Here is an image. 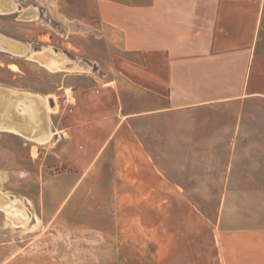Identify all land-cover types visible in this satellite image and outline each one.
<instances>
[{
    "label": "crops",
    "instance_id": "obj_1",
    "mask_svg": "<svg viewBox=\"0 0 264 264\" xmlns=\"http://www.w3.org/2000/svg\"><path fill=\"white\" fill-rule=\"evenodd\" d=\"M98 8L139 60L125 59L121 77L74 86L57 125L45 113H13L10 132L41 161L34 180L23 175L35 191L13 195V218L25 219L24 202L35 228L49 231L47 264H264V224L220 228L136 131L166 114L264 98V0H98Z\"/></svg>",
    "mask_w": 264,
    "mask_h": 264
},
{
    "label": "rangeland",
    "instance_id": "obj_2",
    "mask_svg": "<svg viewBox=\"0 0 264 264\" xmlns=\"http://www.w3.org/2000/svg\"><path fill=\"white\" fill-rule=\"evenodd\" d=\"M6 1L14 9L0 12V34L25 44L29 54L0 51V81L8 84L0 83V125H9L13 113L18 120L36 111L52 115L48 122L57 125L74 102V86L84 85L89 77L106 83L121 77L125 59L139 60L127 52L122 33L101 20L98 0ZM39 48L60 55L62 69L33 59L30 50ZM136 131L170 182L220 228L264 224V98L233 100L180 116L166 114L138 124ZM231 140L237 146L233 151L204 148ZM22 142L10 130L0 129V200L2 205L7 202L0 207V264H47L42 254L49 231L35 228L24 202L16 203L23 221L13 218L10 207L15 193L35 191L36 184L23 175L34 180L41 165L29 158ZM229 161L232 165H226Z\"/></svg>",
    "mask_w": 264,
    "mask_h": 264
},
{
    "label": "water",
    "instance_id": "obj_3",
    "mask_svg": "<svg viewBox=\"0 0 264 264\" xmlns=\"http://www.w3.org/2000/svg\"><path fill=\"white\" fill-rule=\"evenodd\" d=\"M14 9L13 5L10 1H2L0 0V12L1 13H10ZM43 48L39 49H31L30 51L33 53V59L38 60L42 65L47 66V57H57L60 61H62V57H59L47 52L46 49L42 51ZM0 51L4 53H8L14 56H22L24 54H29V49L27 46L15 39L9 38L0 34ZM58 55V54H57ZM6 130L7 128H0ZM2 206V202L0 200V207Z\"/></svg>",
    "mask_w": 264,
    "mask_h": 264
},
{
    "label": "bare ground",
    "instance_id": "obj_4",
    "mask_svg": "<svg viewBox=\"0 0 264 264\" xmlns=\"http://www.w3.org/2000/svg\"><path fill=\"white\" fill-rule=\"evenodd\" d=\"M48 58V57H47ZM47 62V66H48V68H50V69H56V68H58V64H59V61H57L56 59H51V60H47L46 61ZM35 112V111H34ZM37 112V111H36ZM35 112V113H36ZM37 114V113H36ZM34 115V114H33ZM37 116V115H36ZM32 118V117H31ZM35 119H37L36 121H34V122H39V118L38 117H36ZM35 119H33V120H35ZM32 120V119H31ZM32 123V126H33V124H34V126L33 127H38V125L39 124H35V123ZM8 124V123H7ZM0 125V128H1V126H3L4 128H7V129H9V130H15L14 128H12L11 127V125H10V123H9V125ZM13 125V124H12ZM14 126V125H13ZM36 131V130H35ZM25 135H27V134H25ZM1 207H4V205H2Z\"/></svg>",
    "mask_w": 264,
    "mask_h": 264
},
{
    "label": "trees",
    "instance_id": "obj_5",
    "mask_svg": "<svg viewBox=\"0 0 264 264\" xmlns=\"http://www.w3.org/2000/svg\"><path fill=\"white\" fill-rule=\"evenodd\" d=\"M0 83L5 84V85H8L7 83H5L3 81H0ZM10 86H13V85H10ZM13 87H15V86H13Z\"/></svg>",
    "mask_w": 264,
    "mask_h": 264
}]
</instances>
